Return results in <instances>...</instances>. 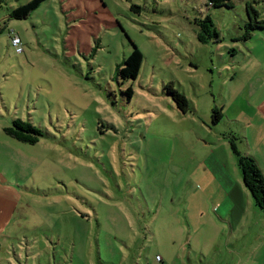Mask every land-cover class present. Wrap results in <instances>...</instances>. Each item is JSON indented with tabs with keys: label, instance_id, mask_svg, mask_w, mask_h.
Returning a JSON list of instances; mask_svg holds the SVG:
<instances>
[{
	"label": "rangeland",
	"instance_id": "374dc122",
	"mask_svg": "<svg viewBox=\"0 0 264 264\" xmlns=\"http://www.w3.org/2000/svg\"><path fill=\"white\" fill-rule=\"evenodd\" d=\"M27 1L0 0V264H264L261 227L218 218L209 166L215 152L236 170L239 120L264 115V28L244 37L264 0H44L10 17ZM206 14L217 42L197 38ZM131 41L143 58L123 80ZM17 118L36 143L4 131Z\"/></svg>",
	"mask_w": 264,
	"mask_h": 264
},
{
	"label": "trees",
	"instance_id": "16d2710c",
	"mask_svg": "<svg viewBox=\"0 0 264 264\" xmlns=\"http://www.w3.org/2000/svg\"><path fill=\"white\" fill-rule=\"evenodd\" d=\"M44 0H29L26 3L18 5L10 11L12 18H26L34 9H36ZM208 5L212 7H233L234 0H206ZM246 32L245 38L251 35V31L255 28H264V19L259 18L258 12L251 4H246ZM198 28L197 38L200 42L215 41L220 39L219 32L209 14L196 20ZM133 49L131 53L124 59L122 64L118 65V75L123 80L135 79L139 73L143 54L140 49L132 42ZM22 52V51H21ZM165 92L171 97L176 107L182 113L189 110L187 97L174 88L172 82L164 84ZM126 93L128 98L132 94L131 86L127 87ZM222 118L221 110L214 108L211 113V122L217 124ZM4 131L14 137L16 140L29 144H34L39 140L42 131L34 126L31 122L23 121L19 118L13 121V125L4 128ZM237 138L231 137L229 140L231 149L236 157V164L241 173L243 183L249 191L254 205L261 211H264V176L259 169L256 161L249 154L240 152L236 143Z\"/></svg>",
	"mask_w": 264,
	"mask_h": 264
},
{
	"label": "crops",
	"instance_id": "0c3cea01",
	"mask_svg": "<svg viewBox=\"0 0 264 264\" xmlns=\"http://www.w3.org/2000/svg\"><path fill=\"white\" fill-rule=\"evenodd\" d=\"M227 119L232 123V118ZM239 121L241 122L240 130L243 132V141L239 144V150L241 153L249 154L254 158L264 176V115L257 109L252 113L251 117L245 119V121ZM210 159L209 166L213 173L211 185L212 188L215 185L217 189L213 202L216 204L214 207L218 218L225 220V216L230 214L231 218L228 216V220H231L232 224L236 225V228L240 225L243 227L247 225L248 227L251 224L258 225L264 232V211L259 210L254 205L252 197L243 183L237 164L235 166L236 172L235 168L229 169L227 167V163H225L223 158L219 160L215 152L211 153ZM245 208L253 209V216L249 222L241 215ZM1 230L2 228H0Z\"/></svg>",
	"mask_w": 264,
	"mask_h": 264
},
{
	"label": "built area",
	"instance_id": "2783aa9c",
	"mask_svg": "<svg viewBox=\"0 0 264 264\" xmlns=\"http://www.w3.org/2000/svg\"><path fill=\"white\" fill-rule=\"evenodd\" d=\"M11 42L16 52L20 53L23 50L21 40L17 35L11 37Z\"/></svg>",
	"mask_w": 264,
	"mask_h": 264
}]
</instances>
